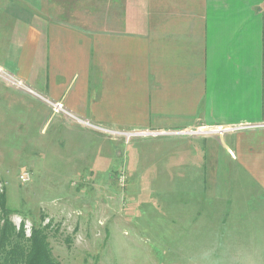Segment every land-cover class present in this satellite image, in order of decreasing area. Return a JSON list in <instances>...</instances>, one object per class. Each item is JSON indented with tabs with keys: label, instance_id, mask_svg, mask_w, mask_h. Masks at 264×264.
Here are the masks:
<instances>
[{
	"label": "crops",
	"instance_id": "0c3cea01",
	"mask_svg": "<svg viewBox=\"0 0 264 264\" xmlns=\"http://www.w3.org/2000/svg\"><path fill=\"white\" fill-rule=\"evenodd\" d=\"M73 4L0 0L2 73L81 119L50 117L42 104L44 127L208 130L222 138L192 142L218 147L223 159H211L210 148L200 165L235 174L226 186L232 204L238 178L264 193V0H115L112 19L95 23ZM5 82L0 94L23 96ZM234 126L246 128L216 131Z\"/></svg>",
	"mask_w": 264,
	"mask_h": 264
},
{
	"label": "rangeland",
	"instance_id": "374dc122",
	"mask_svg": "<svg viewBox=\"0 0 264 264\" xmlns=\"http://www.w3.org/2000/svg\"><path fill=\"white\" fill-rule=\"evenodd\" d=\"M73 3L90 23L100 14L112 19L115 0ZM0 77L9 89L24 90L0 94V195L27 236L42 220L51 224L47 243L56 262L264 264V193L247 176L238 178L232 204L226 186L235 174L204 171L211 142L201 149L192 142L222 135L102 126H93L97 135L57 131L50 122L44 127L42 104L50 117L81 119L64 105L53 115L55 102ZM216 151L211 159H223Z\"/></svg>",
	"mask_w": 264,
	"mask_h": 264
},
{
	"label": "trees",
	"instance_id": "16d2710c",
	"mask_svg": "<svg viewBox=\"0 0 264 264\" xmlns=\"http://www.w3.org/2000/svg\"><path fill=\"white\" fill-rule=\"evenodd\" d=\"M44 220H42L43 223ZM32 226L26 235L25 225L16 228L8 218L4 195H0V264H59L47 243L51 224Z\"/></svg>",
	"mask_w": 264,
	"mask_h": 264
},
{
	"label": "built area",
	"instance_id": "2783aa9c",
	"mask_svg": "<svg viewBox=\"0 0 264 264\" xmlns=\"http://www.w3.org/2000/svg\"><path fill=\"white\" fill-rule=\"evenodd\" d=\"M0 76H3V77L6 76L5 74L2 73L1 69H0ZM12 81L14 82V80H12ZM15 84H16V82H15ZM51 106H52V110H53V115L59 113V111H62V109H63L62 102L51 103ZM244 128H246V126H234V127L228 128V129H225V128H217L219 130H216V131L219 132V133H223L225 131H236V130H242ZM178 133H180L182 135H184V134H193V133L197 134L196 132H192V131H180ZM200 133H204V132H200ZM21 179L24 181V177L23 176H22Z\"/></svg>",
	"mask_w": 264,
	"mask_h": 264
},
{
	"label": "water",
	"instance_id": "95a60500",
	"mask_svg": "<svg viewBox=\"0 0 264 264\" xmlns=\"http://www.w3.org/2000/svg\"><path fill=\"white\" fill-rule=\"evenodd\" d=\"M196 133H200V132H196Z\"/></svg>",
	"mask_w": 264,
	"mask_h": 264
}]
</instances>
